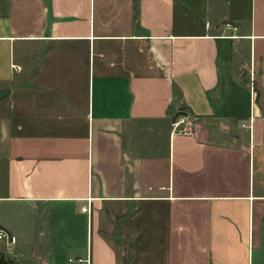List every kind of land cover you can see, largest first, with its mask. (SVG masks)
I'll list each match as a JSON object with an SVG mask.
<instances>
[{"label": "crops", "instance_id": "0c3cea01", "mask_svg": "<svg viewBox=\"0 0 264 264\" xmlns=\"http://www.w3.org/2000/svg\"><path fill=\"white\" fill-rule=\"evenodd\" d=\"M1 92V259L264 264V0H0Z\"/></svg>", "mask_w": 264, "mask_h": 264}, {"label": "rangeland", "instance_id": "374dc122", "mask_svg": "<svg viewBox=\"0 0 264 264\" xmlns=\"http://www.w3.org/2000/svg\"><path fill=\"white\" fill-rule=\"evenodd\" d=\"M61 210L62 209L58 208H47L46 214L43 212L45 210H41L42 215L40 212L38 217L42 220L43 218L45 219L41 224L37 225L38 227L34 231V236H37L38 243L43 247H49L47 253L50 252L49 255L51 256L47 257V260L51 264H86L83 261H79L80 259L84 260L86 258V226L81 225H86V215H77L75 221L70 217L71 214L66 210L65 213ZM114 237L115 234L113 233L110 236V240L113 243L116 242ZM69 242L76 244L77 249H75V247H70V251H67V246L65 244H69ZM43 247L42 249L45 252L46 249ZM70 259L72 261H69ZM4 262L18 264L17 262L10 260V258Z\"/></svg>", "mask_w": 264, "mask_h": 264}, {"label": "built area", "instance_id": "2783aa9c", "mask_svg": "<svg viewBox=\"0 0 264 264\" xmlns=\"http://www.w3.org/2000/svg\"><path fill=\"white\" fill-rule=\"evenodd\" d=\"M228 28H233L231 24L227 25ZM193 125V120L190 116L184 115L178 117L172 122V128L174 133L187 134L190 133ZM82 211L85 213H90V207H83ZM0 241L6 243L8 246H13L17 243V238L3 229L0 225ZM82 262V260H79Z\"/></svg>", "mask_w": 264, "mask_h": 264}, {"label": "trees", "instance_id": "16d2710c", "mask_svg": "<svg viewBox=\"0 0 264 264\" xmlns=\"http://www.w3.org/2000/svg\"><path fill=\"white\" fill-rule=\"evenodd\" d=\"M4 261H5L4 259L0 258V264H12L13 263V262H6L5 263Z\"/></svg>", "mask_w": 264, "mask_h": 264}, {"label": "water", "instance_id": "95a60500", "mask_svg": "<svg viewBox=\"0 0 264 264\" xmlns=\"http://www.w3.org/2000/svg\"><path fill=\"white\" fill-rule=\"evenodd\" d=\"M5 94H7V92H1L0 93V100L5 96Z\"/></svg>", "mask_w": 264, "mask_h": 264}]
</instances>
